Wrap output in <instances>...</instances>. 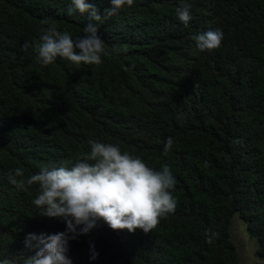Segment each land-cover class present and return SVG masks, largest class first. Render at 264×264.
Segmentation results:
<instances>
[{
  "label": "trees",
  "instance_id": "1",
  "mask_svg": "<svg viewBox=\"0 0 264 264\" xmlns=\"http://www.w3.org/2000/svg\"><path fill=\"white\" fill-rule=\"evenodd\" d=\"M88 2L101 16L111 7ZM185 4L187 26L176 15ZM70 7L71 0H0V261L24 264L34 255L28 233L68 230L34 205L38 184L19 190L9 173L21 168L27 178L74 164L90 139L155 170L168 167L177 204L147 234L98 221L69 239L73 264H242L229 233L236 214L264 257V0H134L102 23L69 15ZM89 22L110 53L100 65L58 57L44 66L34 49L22 50L50 26L76 39ZM209 29L224 38L202 52L194 37Z\"/></svg>",
  "mask_w": 264,
  "mask_h": 264
},
{
  "label": "clouds",
  "instance_id": "2",
  "mask_svg": "<svg viewBox=\"0 0 264 264\" xmlns=\"http://www.w3.org/2000/svg\"><path fill=\"white\" fill-rule=\"evenodd\" d=\"M111 7L99 14L95 3L88 0H71L68 14L78 11L88 14L90 21L102 23L115 15L125 5L134 0H109ZM177 18L186 26L192 19L189 5L176 9ZM42 24H47L44 20ZM224 35L220 29H209L194 37L200 51H212L221 47ZM34 49L37 60L44 66L53 64L57 58L66 59L79 66L100 65L102 57L110 55L104 40L98 35L97 24L89 22L84 27V35L73 39L67 32L58 31L55 26L45 29L38 42H25L22 50ZM114 53L127 52V48H114ZM90 152L76 163L65 161L51 170L44 168L39 173L24 177V171L16 168L9 173V181L19 190L38 184L40 194L33 203L43 209L41 215L60 217L68 225L67 232L46 234L28 233L25 248L35 250L34 255L25 258L24 264H73L67 255L68 241L75 235L85 234L103 221L112 230L137 229L151 233L161 218L175 211L176 198L173 195L175 177L168 167L155 170L140 157L122 152L118 145L90 139ZM173 147L169 137L164 145L167 155ZM91 161V162H89ZM71 165V166H68ZM77 232V226H81ZM74 235L70 237L68 233ZM209 236L208 243L213 242ZM98 253L93 252L94 259ZM9 264V261H0Z\"/></svg>",
  "mask_w": 264,
  "mask_h": 264
},
{
  "label": "rangeland",
  "instance_id": "3",
  "mask_svg": "<svg viewBox=\"0 0 264 264\" xmlns=\"http://www.w3.org/2000/svg\"><path fill=\"white\" fill-rule=\"evenodd\" d=\"M229 233L242 264H264V257L257 254L258 241L239 214L232 218Z\"/></svg>",
  "mask_w": 264,
  "mask_h": 264
}]
</instances>
